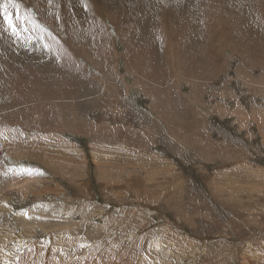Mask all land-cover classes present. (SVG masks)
Returning <instances> with one entry per match:
<instances>
[{
	"label": "rangeland",
	"instance_id": "1",
	"mask_svg": "<svg viewBox=\"0 0 264 264\" xmlns=\"http://www.w3.org/2000/svg\"><path fill=\"white\" fill-rule=\"evenodd\" d=\"M14 2L0 264H264V0Z\"/></svg>",
	"mask_w": 264,
	"mask_h": 264
},
{
	"label": "bare ground",
	"instance_id": "2",
	"mask_svg": "<svg viewBox=\"0 0 264 264\" xmlns=\"http://www.w3.org/2000/svg\"><path fill=\"white\" fill-rule=\"evenodd\" d=\"M38 33H39V36L41 37V31L40 30H36ZM53 39H54V37H53ZM115 54V53H114ZM142 59V58H141ZM179 76V75H178ZM33 77V76H32ZM21 78V77H20ZM22 78H24L23 80H17L18 82L17 83H19V85H23V81L24 80H26V77L23 75L22 76ZM28 79V78H27ZM33 80V79H32ZM34 82H35V79H34V81H33V84H31L30 82H29V84L30 85H35L34 84ZM31 89H32V87H31ZM27 93V92H26ZM27 95V94H26ZM12 96V95H11ZM33 97V96H32ZM29 98V97H28ZM27 98V99H28ZM33 99V102H31V103H29L30 105H33V108H35V106H37V99H38V97H33L32 98ZM37 109V108H36ZM197 113V112H196ZM198 114V113H197ZM196 114V115H197ZM57 116H58V114H57ZM56 116V117H57ZM199 116V115H198ZM26 117V116H25ZM24 117V118H25ZM197 117V116H196ZM199 117H201V116H199ZM57 119V118H56ZM3 120V119H2ZM197 120H199V119H197ZM2 125H4V123L2 122L1 123ZM0 124V125H1ZM55 124V123H54ZM202 147V146H201ZM210 151V150H209ZM9 169V171L7 172V174H9V175H13V174H19V173H22V171H20V170H25L24 168H22V169H12V168H8ZM30 183L31 182H29V183H27V185H30ZM25 187H26V185L23 183V181L21 180V181H11V182H9V183H7L3 188H1V190H0V195H2L3 196V194H4V192L6 193V191L7 190H19V191H22V190H24L25 189ZM24 192V191H23ZM159 242L158 241H154L153 243H152V245H153V247L155 248V247H157V244H158ZM153 250V249H152Z\"/></svg>",
	"mask_w": 264,
	"mask_h": 264
},
{
	"label": "snow or ice",
	"instance_id": "3",
	"mask_svg": "<svg viewBox=\"0 0 264 264\" xmlns=\"http://www.w3.org/2000/svg\"><path fill=\"white\" fill-rule=\"evenodd\" d=\"M12 7V8H18L19 5L16 4L14 2V0H5L4 3H0V12H3L4 18L8 24V27L12 30V32L15 34L18 29L16 28V26L13 24V21L10 19L9 13H8V8ZM24 19L26 20L27 17H24Z\"/></svg>",
	"mask_w": 264,
	"mask_h": 264
}]
</instances>
